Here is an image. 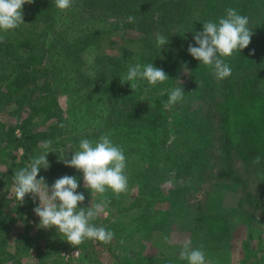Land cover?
I'll list each match as a JSON object with an SVG mask.
<instances>
[{"label":"rangeland","instance_id":"obj_1","mask_svg":"<svg viewBox=\"0 0 264 264\" xmlns=\"http://www.w3.org/2000/svg\"><path fill=\"white\" fill-rule=\"evenodd\" d=\"M259 2H263L264 10V0ZM125 22L123 16L90 12L80 0H73L65 11L55 7L53 27L45 36L38 69L46 72L63 110L64 131L59 137L62 159H71L72 154L80 150L81 140L88 139L95 144L107 134L114 145L123 149L128 177L127 191L117 198L111 190L101 195L85 188L83 173L72 167L66 166L52 177L41 174L49 188L64 175L75 176L79 183L77 192L85 196L78 207L101 203L103 210L91 223L114 233L108 244L97 240H85L79 246L68 243L61 255L65 259L75 258V264H188L186 259L180 258V252L184 242L190 241L191 249L202 250L210 264H264L262 216L241 201L239 189L231 181L222 176L214 178L223 170L218 161L214 164L211 154L214 150L209 142L212 117L203 119L202 114L208 108V111H216L213 101L217 93L212 90L203 101L199 86L193 84L189 90L190 72L201 68L202 63L189 53L175 56L177 59L170 57L172 61L164 57L167 63L161 65V69L168 75L167 81L156 86L146 80L137 81V87L131 89L130 84H122L121 79L130 66L137 63L143 66L145 60L135 55L127 61L119 58V50L128 41L121 37ZM90 30L98 33V40L85 39L88 41L75 47L76 40H80L76 38ZM108 37L114 43L109 42ZM261 45L264 47V42ZM128 47L135 48L132 43ZM78 50L81 56L76 60L71 52ZM141 52L137 50L139 55ZM170 66H180L179 71L172 72ZM5 67L7 71L14 69L13 61H5V66L0 63L3 76ZM244 83L247 84L246 78H243ZM176 87L183 88V99L165 107L170 91ZM133 91L137 96L150 98L152 104L159 102L163 114L160 127L141 131L122 121L118 111L122 106L121 98ZM7 117V114L1 115L4 121ZM244 126L249 132V124ZM239 145L242 148L240 159L233 157L230 170L241 174L242 161L251 158V154L245 155L247 147ZM209 154L212 158L206 157ZM250 171L246 175L252 174ZM213 181L225 185L215 191L222 195L220 208L227 212V230L218 238L217 245L205 247L199 245V236L203 235L199 233V205L205 201ZM33 215L36 219L31 225L32 233L39 229L45 232L38 236V245L43 242L42 237H49L47 232L52 228L39 227L40 218ZM73 251L77 254H72ZM27 264H35L34 258L29 257Z\"/></svg>","mask_w":264,"mask_h":264},{"label":"trees","instance_id":"obj_2","mask_svg":"<svg viewBox=\"0 0 264 264\" xmlns=\"http://www.w3.org/2000/svg\"><path fill=\"white\" fill-rule=\"evenodd\" d=\"M88 11H104L126 20L121 35L127 44L119 50L125 61L131 56H140L144 65L152 63L161 68L168 60L180 54H188V46L195 44L193 36L203 30L207 21L217 22L225 17L228 8L249 18V27L253 32L250 44L231 57L223 58L232 70L231 76L218 80L213 69L201 64L190 73L189 90L193 84L199 86L200 99L203 101L216 91L213 101L216 111L202 114L203 119L211 118L209 142L214 146L211 154L222 165L223 173H217L231 181L240 192L241 201L262 216L264 221V10L263 2L258 0H80ZM55 0H34L24 4L23 20L17 29L0 31L4 39L0 42V63L13 61V68L0 74V264H27L28 258H34L35 264H75V258H64L63 249L68 241L57 229L47 232L43 242L36 245L38 236L44 235L42 229L32 233L31 225L35 221L33 209L39 205L31 194L22 204L16 199L14 173L29 167L33 157L43 154L45 141H51L47 160L50 167L40 169L42 173L54 176L65 170L59 149V137L64 131V117L58 103L55 90L49 80L38 69L42 62L45 36L53 27ZM135 21L128 22V17ZM96 31H88L78 36L77 44L93 38L98 40ZM157 34L169 41L159 51L156 44ZM88 39V40H85ZM109 42L114 43L111 37ZM135 48H129V44ZM74 47V48H75ZM158 47V49H157ZM142 52L139 55L137 50ZM149 50V51H147ZM254 50V54H251ZM78 60L80 51H72ZM167 56H169L167 58ZM178 56V57H179ZM170 57L172 59H170ZM175 59H177L175 57ZM200 63V61H199ZM172 67V72L179 71ZM177 69V70H176ZM246 78L247 84H243ZM199 80V82H198ZM188 82V81H187ZM121 109H118L122 121L139 130L157 129L162 124L163 114L158 101L152 104L150 98L126 93ZM211 104V103H210ZM209 104V105H210ZM238 109V113L236 110ZM8 115L7 120L1 115ZM201 117V118H202ZM164 123V122H163ZM249 124V132L244 124ZM247 147L243 173L230 170L233 157L239 158L242 148ZM213 148V147H212ZM215 152V154H213ZM244 154V152H243ZM207 158L212 156L206 155ZM259 157L260 163H254ZM240 159V158H239ZM224 166V167H223ZM227 168L225 170L224 168ZM249 175H246L249 173ZM211 183V182H210ZM225 188L213 181L205 201L199 205V245L212 247L227 230L225 212L221 196L215 189ZM226 226V227H225ZM36 235V237H35ZM216 242V243H215Z\"/></svg>","mask_w":264,"mask_h":264},{"label":"clouds","instance_id":"obj_3","mask_svg":"<svg viewBox=\"0 0 264 264\" xmlns=\"http://www.w3.org/2000/svg\"><path fill=\"white\" fill-rule=\"evenodd\" d=\"M34 0H0V31L8 32L17 29L23 20L24 4H31ZM73 0H55L56 7L65 11L72 6ZM135 21L129 16L128 22ZM253 32L249 27V18L237 13L233 8L227 9V14L217 22L207 21L203 30L193 36L195 44H189V54L205 66L213 69L218 80L225 79L232 74V70L223 58L231 57L234 52H240L250 44ZM4 39L0 36V42ZM168 40L157 34L156 44L162 49ZM251 54H254V50ZM187 69V66L185 65ZM169 79L166 72L152 63L130 66L121 83H129L131 89L137 87V81L146 80L149 85L156 86ZM182 83V82H181ZM182 87L170 91L165 107L175 105L183 99ZM51 141H45L44 153L33 157L29 167L22 168L14 173L15 196L20 204L26 195L31 194L33 201L39 198V205L33 209L40 218L39 227L53 228L62 234L72 246H79L85 240H97L108 244L114 233L104 227H96L91 223L103 210L101 203L91 207H78L85 200L83 193L77 192L79 183L75 176L64 175L55 180L49 188L45 178L37 179L41 168L47 170L50 165L47 155L50 151ZM78 151L71 159L64 158L62 162L83 173L84 186L91 191L103 195L111 190L118 198L128 188V177L125 174L126 158L123 149L112 143L110 136L102 135L93 144L88 139L80 141ZM254 163L259 164L257 157ZM167 239V238H165ZM180 258L186 259L188 264H210L206 261L205 253L200 249H191L190 241H185Z\"/></svg>","mask_w":264,"mask_h":264},{"label":"built area","instance_id":"obj_4","mask_svg":"<svg viewBox=\"0 0 264 264\" xmlns=\"http://www.w3.org/2000/svg\"><path fill=\"white\" fill-rule=\"evenodd\" d=\"M72 254H77V251H73Z\"/></svg>","mask_w":264,"mask_h":264}]
</instances>
